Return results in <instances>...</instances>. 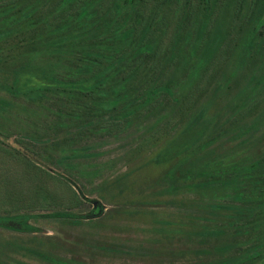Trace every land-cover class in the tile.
<instances>
[{
    "label": "rangeland",
    "instance_id": "rangeland-1",
    "mask_svg": "<svg viewBox=\"0 0 264 264\" xmlns=\"http://www.w3.org/2000/svg\"><path fill=\"white\" fill-rule=\"evenodd\" d=\"M87 2L102 10L109 0ZM222 3L210 36L216 41L225 36L222 54L188 112H180L177 103L199 78L195 70L201 72L205 49L195 45L202 28L196 7L188 21L183 9L166 10V21L157 28L159 42L166 32L175 35L181 23L188 25L181 57L168 77L177 100L156 96L128 121L86 110L77 95L34 102L14 98L0 86V99L9 103L0 108V216H20L0 227V264H195L209 259L206 254L217 243L198 233L218 227L239 257L264 254V225L260 231L251 220L260 219L259 210L242 221L229 212L209 216L210 221V201L173 188L167 168L159 165L175 137L198 123L208 128L205 137L213 135L226 160L264 156V87L258 78L251 80L264 70L261 2ZM252 5L256 17L246 20ZM173 12L177 17L171 23ZM72 61L68 53L29 60L63 74ZM6 74L3 86L13 81ZM23 81L35 85L31 77ZM243 188L250 190L249 183Z\"/></svg>",
    "mask_w": 264,
    "mask_h": 264
},
{
    "label": "trees",
    "instance_id": "trees-1",
    "mask_svg": "<svg viewBox=\"0 0 264 264\" xmlns=\"http://www.w3.org/2000/svg\"><path fill=\"white\" fill-rule=\"evenodd\" d=\"M222 2L109 0L102 10H96L87 0H1L0 86L14 98L28 96L34 102L48 96L64 101L77 95L85 102L86 110L102 117L128 121L139 109L150 106L156 96L176 99L168 77L181 57L183 37L189 33L185 22L196 7V13L202 16V28L195 45L205 46V49L200 55L201 72L195 70L199 78L191 82V91L177 103L180 112H188L204 90L203 77L222 54L225 36L217 41L210 37ZM260 2L264 20V0H252L253 5ZM253 5L246 20L251 15L256 17ZM172 7H176L175 13L183 9L186 21L175 35L167 36L166 32L164 40L158 42L157 28L166 21L164 12ZM175 17V14L171 17V23ZM240 28L243 30V26ZM167 39L169 42L165 44ZM64 53L71 54L73 60L69 72L64 74L56 72L51 65L29 62L35 56ZM5 73L11 74L13 81L3 86L1 78ZM151 74V82L144 84L145 77ZM256 76L251 77L252 82L258 78L257 83L264 87V70ZM27 77L34 79L35 85L24 83ZM133 78L138 80L132 81ZM132 92L136 93L132 95ZM257 99L258 96L253 101ZM8 105L5 99H0V108ZM206 132L208 128L204 124H194L167 146L159 156V165L167 168L166 178L176 190L208 199V217L226 216L229 212L227 216L242 221L246 213L259 210L260 219L251 220L261 231L264 225V156L252 162H249L250 155L227 161L222 148L214 143L213 135L205 137ZM28 140L44 142L32 137ZM246 182L250 190L243 188ZM18 218L20 216H0V227L6 228L11 220ZM235 231L238 234V230ZM239 231L242 232L243 227H239ZM198 234L217 243L207 252L209 259L195 264H264V254L259 252L243 257L232 252L235 247L225 240L224 228L207 229Z\"/></svg>",
    "mask_w": 264,
    "mask_h": 264
}]
</instances>
